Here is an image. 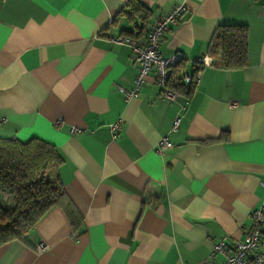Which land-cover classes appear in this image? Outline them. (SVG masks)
<instances>
[{
    "label": "crops",
    "instance_id": "crops-1",
    "mask_svg": "<svg viewBox=\"0 0 264 264\" xmlns=\"http://www.w3.org/2000/svg\"><path fill=\"white\" fill-rule=\"evenodd\" d=\"M126 1L0 0V137L52 143L63 192L24 240L0 244V264H217L213 244L264 211V0H139L151 12L140 33L117 14ZM180 4L159 52L180 50L178 81L199 67L197 81L168 100L146 80L125 100L137 67L114 38L144 43ZM219 23L247 25L243 67L207 55Z\"/></svg>",
    "mask_w": 264,
    "mask_h": 264
},
{
    "label": "trees",
    "instance_id": "trees-1",
    "mask_svg": "<svg viewBox=\"0 0 264 264\" xmlns=\"http://www.w3.org/2000/svg\"><path fill=\"white\" fill-rule=\"evenodd\" d=\"M122 12L132 22L140 21L135 24L139 27L138 33L146 28L151 16L150 9L139 0H127L117 14ZM206 52L214 58V65L229 69L243 67L246 64L247 25L217 24ZM179 64L169 71L167 86L179 94H188L194 81L187 86L178 81ZM61 161L56 147L41 138L18 141L0 137V244L13 239L24 240L25 234L51 207L61 205V185L57 177L50 176L51 169Z\"/></svg>",
    "mask_w": 264,
    "mask_h": 264
},
{
    "label": "built area",
    "instance_id": "built-area-1",
    "mask_svg": "<svg viewBox=\"0 0 264 264\" xmlns=\"http://www.w3.org/2000/svg\"><path fill=\"white\" fill-rule=\"evenodd\" d=\"M185 6L183 4L174 5L167 11L159 14L146 35V41L139 43L135 39L124 34L117 35L114 39L119 43H127L131 47V58L137 67V72L133 79V87L124 89L119 87V91L125 100L132 96H137L141 86L146 80L152 81L160 88V96L168 100H175L180 96L175 90L167 86V77L170 69L175 66L182 58L183 53L175 50L168 56H163L159 52V44L162 35L167 31L170 24H174L181 15ZM196 62L201 65L206 63L205 57H198ZM199 70L196 69L193 74L185 75V81H197ZM177 118L175 120V123ZM120 128V120L109 124V130L112 134ZM168 137L163 136L157 143V149L162 152L163 149L171 146ZM252 225L240 239L228 244L221 239L213 244L210 255L217 252L223 254V259L217 264H264V211L257 208L251 213ZM46 245L39 242L36 245L37 251L45 250ZM195 264H202L197 262Z\"/></svg>",
    "mask_w": 264,
    "mask_h": 264
},
{
    "label": "rangeland",
    "instance_id": "rangeland-1",
    "mask_svg": "<svg viewBox=\"0 0 264 264\" xmlns=\"http://www.w3.org/2000/svg\"><path fill=\"white\" fill-rule=\"evenodd\" d=\"M1 201V200H0ZM2 202V201H1Z\"/></svg>",
    "mask_w": 264,
    "mask_h": 264
}]
</instances>
